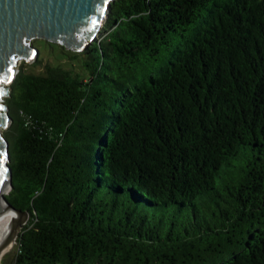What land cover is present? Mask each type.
I'll return each mask as SVG.
<instances>
[{
  "label": "trees",
  "instance_id": "1",
  "mask_svg": "<svg viewBox=\"0 0 264 264\" xmlns=\"http://www.w3.org/2000/svg\"><path fill=\"white\" fill-rule=\"evenodd\" d=\"M99 34L9 85V264H264V0H113Z\"/></svg>",
  "mask_w": 264,
  "mask_h": 264
},
{
  "label": "water",
  "instance_id": "2",
  "mask_svg": "<svg viewBox=\"0 0 264 264\" xmlns=\"http://www.w3.org/2000/svg\"><path fill=\"white\" fill-rule=\"evenodd\" d=\"M113 0H0V192L3 183L11 189L9 143L3 134L11 119L3 102L20 60L30 61L38 50L35 39L81 52L94 40L107 18ZM0 203L16 213L13 231L0 244V252L13 239L16 242L29 213L14 207L5 195Z\"/></svg>",
  "mask_w": 264,
  "mask_h": 264
},
{
  "label": "bare ground",
  "instance_id": "3",
  "mask_svg": "<svg viewBox=\"0 0 264 264\" xmlns=\"http://www.w3.org/2000/svg\"><path fill=\"white\" fill-rule=\"evenodd\" d=\"M8 193L7 183H3L1 187V195H6ZM18 218L16 213L7 209L0 203V244L3 240L14 230L13 223ZM16 242L12 239L0 252V260L2 256L7 253Z\"/></svg>",
  "mask_w": 264,
  "mask_h": 264
},
{
  "label": "rangeland",
  "instance_id": "4",
  "mask_svg": "<svg viewBox=\"0 0 264 264\" xmlns=\"http://www.w3.org/2000/svg\"><path fill=\"white\" fill-rule=\"evenodd\" d=\"M100 37V34L98 33L96 36H95V38H94V40L95 39H98ZM39 40L40 39H35V40H33L32 41V45L33 44H35V45H38L39 44ZM48 56V53L47 52H38V54H37V56L36 57H33L30 61H24V60H20L19 62H18V65H17V72H18V70H19V67L20 66H24V64L26 65V67L28 68V70H34V67H33V65H36V60H37V58H39V57H42V58H45V57H47ZM38 65V64H37ZM5 98L6 97H3L2 99H3V102H4V100H5ZM15 250H16V243H15V245H14V247L9 251V252H7L5 255H8V259H6V262L4 261V262H1L2 261V259L0 260V264H9V259L12 257V255L15 253ZM4 255V256H5ZM3 256V257H4ZM2 257V258H3Z\"/></svg>",
  "mask_w": 264,
  "mask_h": 264
},
{
  "label": "snow or ice",
  "instance_id": "5",
  "mask_svg": "<svg viewBox=\"0 0 264 264\" xmlns=\"http://www.w3.org/2000/svg\"><path fill=\"white\" fill-rule=\"evenodd\" d=\"M2 163H3V161H2V160H0V165H2Z\"/></svg>",
  "mask_w": 264,
  "mask_h": 264
}]
</instances>
